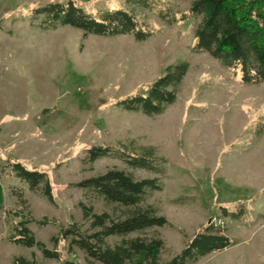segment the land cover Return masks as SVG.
Returning <instances> with one entry per match:
<instances>
[{"label": "rangeland", "instance_id": "1", "mask_svg": "<svg viewBox=\"0 0 264 264\" xmlns=\"http://www.w3.org/2000/svg\"><path fill=\"white\" fill-rule=\"evenodd\" d=\"M52 1L65 0H0V264H14L16 256L38 264H88L78 248L70 256L65 242L58 246L60 260L12 244L11 225L24 212L66 228L75 221L86 230L80 202L120 217L123 207L75 186L115 168L137 180H159L162 190L150 192L148 203L170 225L130 236L164 242L157 264H168L214 219L226 228L212 227L213 232L232 244L195 264H264V83L247 86L210 55L195 53L200 20L170 26L137 0H73L90 13L133 11L152 31L144 42L132 35L85 36L72 26L45 29L44 17H34L33 10ZM160 1L177 18L192 2ZM182 61L190 70L177 102L162 115L148 117L118 105L147 94L169 66ZM130 142L154 147L164 159L163 173L129 167L116 148ZM93 146L113 152L91 165L86 159ZM17 161L48 175L56 206L15 176ZM29 227L54 248L50 238L58 226ZM120 240L108 241L114 246Z\"/></svg>", "mask_w": 264, "mask_h": 264}, {"label": "trees", "instance_id": "2", "mask_svg": "<svg viewBox=\"0 0 264 264\" xmlns=\"http://www.w3.org/2000/svg\"><path fill=\"white\" fill-rule=\"evenodd\" d=\"M139 5L154 11L164 22L173 26L177 21L194 18L200 20L192 50L210 55L231 69L234 75L247 86L264 83V0H192L191 6L173 17L168 7H162L160 0H137ZM175 14V15H177ZM34 17H44L45 29L58 26H72L83 31L85 36L115 37L132 35L144 42L152 31L144 20L127 9L104 10L90 13L73 0L52 1L37 6ZM190 70L187 61L169 66L165 74L152 83L147 94H135L118 102L123 109L141 112L148 117L162 115L177 102L179 88ZM119 157L131 168L163 173L160 166L164 159L158 156L154 147L138 146L135 142L121 144L116 148ZM112 147L93 146L87 150L88 164L112 154ZM15 176L26 183L32 192L42 190L44 197L57 205L49 177L38 169H29L22 162L12 165ZM86 192L96 193L107 203L124 208L118 218L109 213H97L92 205L80 202L83 218L88 228L71 221L66 228L56 219L33 217L18 212L13 234L8 237L12 244L26 248H37L46 259L60 260V243L67 244L68 254L78 248L87 256L88 264H157L156 256L163 247L160 239H146L132 234L152 228L169 226L168 219L160 214L158 207L148 203L150 192L161 191L158 179L137 180L133 175L119 169L92 177L75 185ZM30 224L45 227L50 224L59 227V232L50 238L54 248L49 249L39 241L30 229ZM112 237L121 240L114 246L109 244ZM229 238L214 233L212 227H205L195 233L183 251L168 264H195L200 259L230 247ZM14 264H38L35 259L16 256ZM64 264H79L67 260Z\"/></svg>", "mask_w": 264, "mask_h": 264}, {"label": "built area", "instance_id": "3", "mask_svg": "<svg viewBox=\"0 0 264 264\" xmlns=\"http://www.w3.org/2000/svg\"><path fill=\"white\" fill-rule=\"evenodd\" d=\"M225 222L222 219H214L212 222L209 223V227L218 228L225 230Z\"/></svg>", "mask_w": 264, "mask_h": 264}]
</instances>
